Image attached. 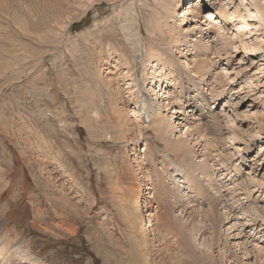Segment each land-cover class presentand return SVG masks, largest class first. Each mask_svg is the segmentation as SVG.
Segmentation results:
<instances>
[{"label": "rangeland", "instance_id": "374dc122", "mask_svg": "<svg viewBox=\"0 0 264 264\" xmlns=\"http://www.w3.org/2000/svg\"><path fill=\"white\" fill-rule=\"evenodd\" d=\"M87 1L0 0V226L7 227L9 253H16L13 264H264V251L262 259L255 252L264 250V50L251 46H264V34L251 38L247 33L243 44L233 48L225 46L227 40L217 43L222 0H200L196 18L189 19L170 18L168 11L181 0ZM170 1L163 14L174 27L183 24L177 28L179 46L160 45L154 51L165 52L163 58L149 55L143 40L159 43L160 35L152 32L154 16L160 4ZM195 2H182L175 13L182 17ZM245 2L262 21L264 0ZM234 3L244 6L242 0ZM230 9L228 18L235 7ZM210 12L216 20L206 19ZM134 22L141 24L142 37L132 36L139 30L132 29ZM234 30L223 36L234 38ZM195 43L209 54L192 51ZM156 58L164 69L156 80L161 88L154 85L163 88L161 94L170 91L168 106L153 95ZM200 59L204 67L196 66ZM144 99L145 109L159 103L169 122L180 123L181 129H203L202 141L197 133L189 137L187 162L157 140L146 112L138 135L135 111ZM89 106L97 111L92 123ZM63 108L68 124L55 117ZM215 117L221 127L216 130ZM94 131L101 138L93 137ZM178 135L166 134L167 141ZM246 183L249 192L242 188ZM161 185L173 191L170 221L173 227L186 223V237L167 232L166 204L160 209L158 203L159 197L165 199ZM55 191L67 195L73 207L60 201L57 210ZM212 209L221 218L216 229L206 221L190 236L200 221L195 211ZM148 215L154 222L151 233L144 232Z\"/></svg>", "mask_w": 264, "mask_h": 264}, {"label": "bare ground", "instance_id": "6f19581e", "mask_svg": "<svg viewBox=\"0 0 264 264\" xmlns=\"http://www.w3.org/2000/svg\"><path fill=\"white\" fill-rule=\"evenodd\" d=\"M98 1V0H97ZM121 0H111V2H116L117 4L118 3H121L122 1H125V0H122L121 2H120ZM188 1H191V2H195L194 0H181V3H180V5L181 6H183L182 5V2H187L186 4H189L188 3ZM196 1H198L196 4L195 3H190V7H189V9L187 10V12H183V15H182V17L180 16V15H178V13H175V7H180V5H178L177 6V4L174 6V8H172V10H174L173 12L170 10V11H168V13L171 15L170 16V18H173V19H175L176 18V16L177 17H180V18H185V17H188L187 19H189V17H195L196 15H195V13H196V11H198V9L196 8V6H198L199 4V1L200 0H196ZM211 1L212 0H209V3H211ZM218 1V0H217ZM216 1V2H217ZM249 1H251V3L253 4V0H249ZM89 2H90V4H93L94 2L93 1H91V0H88L87 1V4H89ZM154 3H157L156 2V0H154ZM170 3H171V1L170 2H166V4L165 5H163V4H160L159 5V7L161 8L160 10H158V13H157V15H159V16H157V15H155L154 16V21H153V25H152V27H153V29H152V32H154V33H157V34H159L160 35V38L158 39V44H149V45H146L145 44V42H144V40H143V47H144V49L145 50H147V51H149L151 54H149V55H155V56H161L162 58H163V55H164V53L165 52H163L162 50H158V53H156L154 50H156V48H160V45L161 46H165V45H168V46H172V44L174 43L177 47L179 46L178 45V39H179V33L181 32V31H177V28L179 29V27L181 26V25H183V24H179V23H177L178 25H176L175 27L173 26V25H171V21H169V19H168V17H166L165 18V16L167 15L166 13H164L163 14V12H167V10H168V8H169V6H170ZM220 3V2H219ZM158 4V3H157ZM248 4H249V2H245V0H242V5H244L243 7L242 6H238L236 3H234V0H232L231 2L228 0L227 1V5H226V3L224 2V4H223V0H222V3H221V5L220 6H218V8H219V11H218V15L217 16H219V17H221V19H222V21L219 23V25H221V28H217V29H215V31H216V33H217V43H220V42H222V44H224L223 42H224V40H227V42H225V46H229V45H231V47L232 46H234L235 44H237V43H241V42H243V40H245V39H243V37L245 36V34H247V33H250L251 32V38H253V37H256L257 35H259V36H263V34H264V19L260 22L259 21V19H258V15H257V12H256V8L254 9L253 7H252V5H251V8L248 6ZM141 5L142 6H147V5H149V3L147 2V1H142V3H141ZM167 5H169V6H167ZM230 6H233V7H235V11H234V13H232V17H226L227 15H229V12H231V9H230ZM117 8V7H116ZM115 8V9H116ZM261 8V7H260ZM260 8H258L257 7V10L258 9H260ZM202 9H204L203 7H202ZM246 10V11H248V13L247 14H243V10ZM3 10H4V8H3ZM155 10V9H154ZM216 10H217V8H216ZM5 11V10H4ZM116 12V11H115ZM239 12H241L242 14L241 15H239V16H237L238 17V20L237 21H235L234 20V16L235 15H237ZM259 12H261V13H259ZM258 13H259V15H261L262 14V10L261 11H259ZM211 13V12H210ZM209 13V15L207 16V18L206 19H208V21H212V19L213 20H216L217 19V17H215L214 16V14L213 13H211L210 14ZM207 14V13H206ZM264 14V13H263ZM215 17V18H214ZM179 18V19H180ZM196 18V17H195ZM228 18V19H227ZM116 19H122L120 16H119V14H117V16H116ZM184 20V19H183ZM58 21H59V18L57 17L56 19H55V24L57 25L58 24ZM139 21V20H138ZM179 22H182V21H180V20H178ZM191 21H193V22H195V20L194 19H191ZM210 24H211V22H209ZM125 24V23H124ZM203 24V23H202ZM205 24V23H204ZM133 25H134V28L136 29V28H138L139 30H138V33H136L135 35H133L132 34V36L134 37V38H137V37H142L143 36V34H142V31L140 30L141 29V24H139V26L137 25L136 26V23L134 22L132 25H131V27H132V29H133ZM126 27V26H125ZM124 27V28H125ZM196 28H194V30H198V29H202L201 27L200 28H198L197 26H195ZM202 27H204V26H202ZM233 27H235V30H237L236 32V34L235 35H233V34H231V35H233L234 36V38H230V39H226L225 37V35H224V33L226 32V33H228V32H230V30H232L233 29ZM60 28L61 29H63L64 27H61V25H60ZM211 28H213V27H211ZM126 29V28H125ZM134 30V29H133ZM189 30V29H188ZM203 30V29H202ZM206 30V29H205ZM234 30V31H235ZM128 31V30H127ZM126 31V32H127ZM208 31V30H207ZM233 31V32H234ZM192 32H193V30H192ZM254 32V33H253ZM225 33V34H226ZM243 33H244V35H243ZM187 34V33H186ZM220 34V35H219ZM62 36H64L63 34H61ZM139 35V36H138ZM225 37H224V36ZM131 36V35H130ZM249 36V35H248ZM186 37H188V35H186ZM235 39V40H234ZM142 40V39H141ZM128 41H130V40H128ZM195 41H197V40H191L190 42H195ZM131 43V42H130ZM132 44V43H131ZM140 44V43H139ZM196 44V43H195ZM221 44V43H220ZM241 44H243V43H241ZM142 45V44H141ZM194 45V44H193ZM197 45V44H196ZM138 46V45H137ZM185 46V45H184ZM252 49L254 50V51H256V52H260V51H262V50H264V46L263 45H260V43H258V42H254L252 45ZM194 47V46H193ZM192 47V48H193ZM229 49H230V47H228ZM233 48V47H232ZM236 48V47H235ZM245 48V47H244ZM143 49V50H144ZM208 48L206 47V46H204V48H202V47H200V45L198 46L197 45V47H194L193 48V50L192 51H194V52H196V53H199L200 55H201V57H203V56H207V54H209L208 53V50H207ZM191 50V49H190ZM189 50V51H190ZM207 50V51H206ZM225 50H227V49H225ZM216 52H217V50H216ZM215 53V52H214ZM261 56H264V55H261ZM36 57V56H35ZM143 57V56H142ZM153 57V56H152ZM152 57L150 58V59H148V57L146 58V59H148V60H151L152 59ZM168 57V56H167ZM194 57V56H193ZM165 59V58H164ZM156 60H157V68L154 70V72H153V89H152V91H153V95L154 96H160L161 98H162V101L160 100V102H164V100H166V102H167V106L168 105H170L171 103H172V101H171V94H170V91H168V92H166V90H164V92L161 94V91H163V88L162 89H160L159 91H158V89L156 88V83L157 84H159V88H161V84H160V82L159 81H156L157 79H159L160 78V74H161V71L164 69V66L163 67H161V61L159 60V59H157L156 58ZM202 60V61H201ZM262 60H264V57H263V59ZM3 62V61H2ZM195 62V61H194ZM193 62V63H194ZM195 63H197V65L196 66H198V67H200L201 66V64L203 63V67L205 66V63H204V61H203V59H200L199 61H197V62H195ZM208 64H209V62H208ZM158 65H160V69L158 68ZM155 66V65H154ZM174 68V67H173ZM2 70V69H1ZM160 70V71H159ZM140 72V71H139ZM108 73V72H107ZM171 74V73H170ZM64 79V78H63ZM36 80V79H35ZM64 81H66V80H64ZM156 81V83H155V85H154V82ZM161 81V80H160ZM60 82H61V79H60ZM62 82H63V80H62ZM68 83V82H67ZM65 84V83H64ZM105 84V83H104ZM108 84V83H107ZM111 85V84H110ZM136 86V85H135ZM64 87V86H63ZM65 87H66V84H65ZM103 87H105V86H103ZM61 90V89H60ZM64 90V89H63ZM62 90V91H63ZM67 90V89H66ZM107 90H108V94H110L111 92L113 93V91H110V89L109 88H107ZM69 92V91H68ZM111 93V94H112ZM66 94V93H65ZM71 95V94H70ZM142 95H145V93H142ZM132 96L134 97L135 96V94L134 93H132ZM143 97H145V96H142V98ZM159 97V98H160ZM147 98V97H146ZM158 98V99H159ZM148 99H144L143 100V107H142V109L140 110L139 109V111H135V116H136V119H137V127L135 126V128L137 129V130H139L138 131V135L140 136V135H142V124H141V113H145L146 112V114H145V116L149 119V118H151V119H149V121H150V123H151V125H149L150 127H148V128H152L155 132H157L156 133V135H157V140L161 143V144H163L164 145V147L165 148H167V149H169V152H171V153H174L176 156H177V159L183 164V163H185V162H187L188 161V159H189V157H190V152H191V148H192V146H190L189 144H190V140H189V137H191V136H193V134L194 133H197L198 134V137H199V139L201 138V141H202V137H203V135H204V131H203V129H202V131H200L199 132V130H191L192 128H187V129H181L180 127H179V125H180V123H178V124H176V122H169V119H167L166 118V114H164L162 111H160L159 110V106H160V104L159 103H157V102H153V104H155V105H153V104H151V103H149V105L151 106V108H150V106H149V108L148 109H145V105H147V104H145V102L147 101ZM187 100V99H186ZM218 100H219V98H218ZM83 102V101H82ZM188 102V101H187ZM80 103V102H79ZM196 103V102H195ZM195 103H194V105H195ZM184 104V103H183ZM111 106V105H110ZM113 107H112V110H114V109H116V106L113 104L112 105ZM61 109V108H60ZM88 109H90L88 112H87V115H88V117H87V119H88V121L90 122V123H92V121L93 122H95V120H97L98 118L97 117H93V113H96L97 114V111L96 110H92L91 109V107L89 106V108ZM152 109V111H150ZM165 110H166V107H165ZM4 111V110H3ZM166 111H168V110H166ZM33 112V111H32ZM62 115L60 114V113H58L57 115H55V117H58V119H59V122H61V123H64V124H68L67 123V117H64V113H65V109L63 108V110H62ZM148 113H152V115L151 114H148ZM177 113V112H176ZM174 114V113H173ZM178 114V113H177ZM54 116V115H53ZM98 116H99V114H98ZM144 116V115H143ZM152 116V117H151ZM26 117V116H25ZM93 118V119H92ZM195 119V118H194ZM50 120V119H49ZM115 121V124H114V126L116 127V128H118V136H120V137H123V136H125V132H123V127L121 126V122L118 120V119H114ZM178 120H180V119H178ZM48 121V120H47ZM54 121H56V120H54ZM174 121H177V120H174ZM214 121H215V123H216V125H215V130L216 129H220L221 127H220V121H219V119L218 118H214ZM49 122V121H48ZM57 122V121H56ZM41 124V123H40ZM52 124H54V123H52ZM84 124V123H83ZM57 125V124H56ZM55 125V126H56ZM13 126V125H12ZM65 128L67 127V125H63ZM148 126V125H147ZM211 126V125H210ZM52 127H54V126H52ZM202 127V126H201ZM134 128V132H136V129ZM233 128H234V126H233ZM90 129V128H89ZM177 129H180L179 131L177 130ZM66 130H67V128H66ZM184 130V131H183ZM32 131V130H31ZM179 133V135H178V138L176 139V140H173V141H167L168 139L166 138V134L168 135V133H172V134H174V133ZM6 134V133H5ZM116 134V133H115ZM12 135V134H11ZM91 135H93V137L95 136V138H101V135L99 134V133H97V132H93V134H91ZM218 135V134H217ZM205 136V135H204ZM210 137V136H209ZM219 137V136H218ZM204 138V137H203ZM38 139H40L39 137H38ZM188 140V142H186ZM204 140H206V138L204 139ZM203 140V141H204ZM40 141H42V140H40ZM191 143L193 144L194 142L193 141H191ZM197 144H195V146H193V148H195V147H199V145L198 146H196ZM189 146V147H188ZM203 146V145H202ZM201 146V147H202ZM204 149H205V146H204ZM25 150V152H26V149H24ZM206 150V149H205ZM204 151V150H203ZM206 151H209V150H206ZM141 152V151H140ZM40 153V152H39ZM45 154V153H44ZM134 154V153H133ZM193 154V153H192ZM198 154V153H197ZM51 155V154H50ZM58 156V155H57ZM137 156V155H136ZM56 160V162H57V157H55L54 158V161ZM170 160V159H169ZM196 160V159H195ZM164 161V160H163ZM45 163V162H44ZM191 163V162H190ZM168 164V163H167ZM194 164H196V163H194ZM43 165V164H42ZM59 165H60V162H59ZM138 165V164H137ZM144 165V164H143ZM140 166V165H139ZM30 167V166H29ZM61 167V166H60ZM136 167V166H135ZM27 168V167H26ZM143 168V167H142ZM145 169V168H144ZM197 169H198V167H195L194 169H193V171L194 172H196L197 171ZM33 171V170H32ZM138 171H139V169H138ZM143 171V170H142ZM197 174V173H196ZM44 175V174H43ZM143 178H145V177H143ZM119 179H117V181H118ZM145 180V179H144ZM141 182V181H140ZM192 183H193V181H192ZM240 183V182H239ZM51 184V183H50ZM49 184V185H50ZM48 185V186H49ZM249 185L251 186V184H244L243 185V189L244 190H246V192H249V190H250V188H249ZM263 185V184H262ZM52 186V185H51ZM53 187V186H52ZM196 187V186H195ZM139 188V187H138ZM175 188V187H174ZM55 188H53V190H54ZM61 189V188H60ZM137 189V188H136ZM149 190H151V188L149 187L148 188ZM160 189L162 190V192L163 193H165V199H164V201H161L162 199H160V197L158 198L159 200H158V203L161 205V207H160V209H163L164 207H163V203L162 202H164L165 204H166V206H165V208H166V210H165V212H166V217H167V219L165 218V220L167 221V222H169V225H168V229H167V232L168 233H171V234H173V235H177V236H179V237H186L187 235H186V233H185V230L187 229V224L186 223H182V222H178L179 223V225H177L176 227H173V224H172V218H170V212H173V207H172V204H171V201H169V199H170V196L172 195L171 194V192H173V191H167L166 190V187L164 186V185H161L160 186ZM161 190H159V191H161ZM56 191H58V189L56 190ZM56 191H55V194L57 195V196H59V198L57 199V200H55V207L57 208V210H61V208H59L60 206H59V202L60 201H62V203L63 204H65L67 207H73V205H70L71 203H70V201H69V199H65V196H67V195H63L62 194V192L61 193H56ZM129 192H130V196L132 197V200L133 201H135V199H136V191L134 190V188L132 187V188H130V190H129ZM169 192H170V194H169ZM195 192H197V191H195ZM198 192H204L207 196H209V194L206 192V191H204L202 188H200L199 190H198ZM53 193V192H52ZM161 193V192H160ZM153 194V193H152ZM200 194V193H199ZM52 195V194H51ZM52 198V197H51ZM55 198V197H54ZM57 198V197H56ZM152 198H153V196H152ZM151 200V199H150ZM157 201V200H156ZM130 202V201H129ZM54 203V202H53ZM162 203V204H161ZM69 205V206H68ZM149 205V204H148ZM148 205H145V207H147L148 208ZM226 206V205H225ZM66 207V208H67ZM144 207V208H145ZM157 207V206H156ZM159 208V207H158ZM214 208V207H213ZM225 208V207H224ZM227 208V207H226ZM193 208H189V210H192ZM227 210V209H226ZM257 210V214H261V213H263V211L261 210V209H256ZM64 211V210H63ZM139 211H141V209L139 210ZM163 213H164V211H163ZM168 213V214H167ZM252 213H254V212H252ZM195 214L198 216V217H200V221L196 224V225H194L193 226V229H194V231L192 230V234H190V236H195V235H197V233L198 232H200V229L198 230V227H203L204 228V222H206V221H208V222H210V224L212 225V229H216V227H217V224L219 223V219H221V218H219L218 220H217V211L215 210V209H212V210H210L208 213L207 212H203V211H199V210H196L195 211ZM255 214V213H254ZM168 216H169V218H168ZM257 216H259V215H257ZM229 217H230V215H229ZM232 217V216H231ZM234 218V217H233ZM148 221H147V224H148V226H147V228L145 227V229H144V232H150L151 233V231H150V229H153V227H154V222H153V219H152V216L151 215H148ZM232 219V218H231ZM172 222H171V221ZM174 220V219H173ZM234 220V219H233ZM175 223V222H174ZM146 224V223H145ZM185 225V226H184ZM62 226V225H61ZM261 226V225H260ZM57 227H58V225H57ZM6 228L7 227H2V226H0V264H13L14 262H13V258H14V260H15V257H16V253H9V251H8V240H6L5 239V233H6ZM59 228H61V227H59ZM63 228V227H62ZM66 229V231L67 230H69L70 231V228H71V226L69 225V226H67V227H65ZM64 230V229H63ZM72 230V229H71ZM196 230H197V232H196ZM71 233V232H70ZM73 233V232H72ZM242 233V232H241ZM218 238H217V235H216V237H215V241L217 240ZM183 244L182 243H180L179 244V247H181ZM214 245V244H213ZM141 249V248H140ZM12 250V249H11ZM257 250H259V251H256L255 250V252L259 255L258 256V259H262L263 258V255H262V252H260V250L261 251H264V250H262V249H257ZM190 258H192V254H190ZM22 260V259H21ZM26 261V260H25ZM38 263V262H37ZM145 264H147V263H145Z\"/></svg>", "mask_w": 264, "mask_h": 264}]
</instances>
